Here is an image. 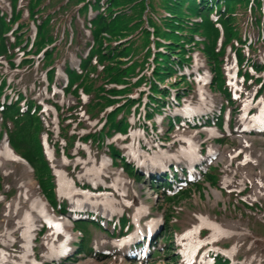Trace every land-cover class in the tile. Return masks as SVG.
Here are the masks:
<instances>
[{
  "label": "rangeland",
  "instance_id": "rangeland-1",
  "mask_svg": "<svg viewBox=\"0 0 264 264\" xmlns=\"http://www.w3.org/2000/svg\"><path fill=\"white\" fill-rule=\"evenodd\" d=\"M94 1L0 0V9L9 14L14 9L15 12L19 10L23 18L10 33L21 38L30 36V44L33 43L27 47L28 63L22 65V52L15 55L16 69L11 72V78L17 76L22 89H35L36 93H33L41 100L75 106V112L85 120L89 113L95 121L92 124L100 130L110 113L123 120L129 116L130 122L142 121L152 130L151 121L145 120V107L154 98L152 93L158 96L172 90L171 98L174 99L175 93L188 88L193 99L175 108L174 114H182L193 123V118H203L223 108L226 111L223 113L224 124L204 128L180 124L161 141L144 134L140 125L129 128L131 139L125 134L107 138L106 143L113 142L136 162L139 177L128 171L127 174L121 162L115 163L83 142L71 148L67 154L69 158L60 152L54 153L52 146L45 145L53 170L56 197L67 201L71 212H76V216L70 218L53 210L41 191L36 172L27 162L24 164L16 159L7 163L10 171L7 177L0 170V253L8 256L10 261L6 264H19L23 258L27 259L24 264L33 260L44 264H211L208 255L211 250L226 254L231 264H264V122L261 127H258L259 123H252V118L259 115L256 104L264 98V92L256 98L259 89L254 85L246 88L242 78L238 77L235 62V49L250 55L255 53L257 59L264 61V0L231 1L228 23L217 26L216 50L222 47L227 84L234 90L232 102L218 91L212 70L216 61L208 62V56L198 51L202 44L199 38L203 34L192 30H198L192 21L200 19L185 15L171 17L168 15L169 0H112L110 5L104 4V9H98ZM47 17L49 33L59 28L63 41L61 44L57 40L54 44L58 53L52 52L48 56L45 54L55 45L44 44L39 52L35 40L37 23ZM99 19L105 21L106 29L97 32L96 38L94 32L99 27ZM69 41L75 46H98L101 55H106L101 64L93 63L88 72L92 79L99 78V74L103 76L104 98L99 99V105L94 101L90 108L87 104L88 95L93 91L82 92L76 98L62 92L66 78L59 69L58 84L49 93L45 89L43 59L54 56L59 60L60 51ZM194 41L195 45H188ZM189 49L194 52V84H187L174 74L162 73L165 57L176 62V57ZM73 51L68 52L71 66L79 63ZM40 57V67H29L31 61ZM1 63L9 71L3 55L0 56ZM245 68L250 70L251 67ZM245 68L239 65L240 70ZM256 75L264 77V72ZM88 79L90 82L91 78ZM43 115L37 114L33 127L34 136L44 137L45 142V127L50 126L49 130L57 136L58 117L48 103H44ZM3 124L0 114V132ZM8 127L14 129L12 120L8 121ZM77 127L80 128L81 123ZM85 130L87 127L80 133ZM209 130L216 134L210 136ZM144 138V147H140L138 142ZM55 140L54 136L53 142ZM3 141L2 138L0 146ZM212 148L219 152L211 153ZM220 152L224 155L222 159ZM14 154L18 156L15 151ZM152 176L157 178L156 182ZM30 178L38 186L37 192L44 198L43 202L38 201L34 190L29 188ZM78 182L102 190L83 191L75 186ZM212 190L219 192L222 198L216 201ZM46 194L54 199L51 188ZM85 196L89 198L86 200ZM4 207L9 209V216L3 214ZM89 211L101 218L104 230L93 222H77L79 215ZM51 214L68 219L69 225L55 229L45 220V216ZM36 217H39L40 225L33 232ZM123 217L128 220L124 228L126 233H113L114 224L118 226ZM69 228L73 232L69 233ZM53 230L52 244H46L45 238ZM30 232H33L32 243H35L31 255L25 256L23 242ZM49 245L53 246L52 250ZM81 245L88 253L78 255Z\"/></svg>",
  "mask_w": 264,
  "mask_h": 264
},
{
  "label": "trees",
  "instance_id": "trees-1",
  "mask_svg": "<svg viewBox=\"0 0 264 264\" xmlns=\"http://www.w3.org/2000/svg\"><path fill=\"white\" fill-rule=\"evenodd\" d=\"M112 0H95V5L98 9H104L105 3L110 5ZM234 0H169L168 15L172 16H189L194 17L196 19H200L192 21L197 28H193L192 30L195 33L203 34L201 36L200 42L202 43L199 46L198 50L202 55L208 56V62L214 63L216 61L217 65L214 64L212 66V70L215 72L216 84L219 92H222L224 96L227 98V101L232 102V90L227 86L226 83V75L224 73L223 68V50L222 47L216 50L217 41L219 39V31L218 24H222L224 22L228 23V17L230 16L231 9H229V4ZM239 2H246L247 0H236ZM251 6H256L257 4L250 3ZM111 7H114L112 5ZM184 7V8H182ZM14 9V8H13ZM18 11V12H17ZM34 11V10H33ZM19 10L15 9L11 11V14L4 12L0 9V56H4L6 63L9 64V71L5 70L3 64H0V112L2 114L3 119V127L2 129L7 132L10 144L12 148L18 152L23 158H25L29 164L34 168L36 172L37 179L44 193L51 188V192L53 194L54 199L51 200L50 197L46 194L50 204L56 208L59 212L67 211V205L65 202H60L57 200L53 193V170L50 167V163L47 160V157L44 153V147L41 143L40 137L34 136V121L37 119L38 115H43L44 112V103H48L52 105L56 113L59 117L60 124V139L66 143L65 153L66 155L70 153V150L77 142H83L90 146L92 149L102 152L105 155H108L115 163L121 162L123 168L128 171L131 175L137 177L139 171L135 166V162H133L130 157L121 152L120 148L113 142L108 144L106 143L107 138L112 139V137L116 134H125L129 137L128 130L129 128H133L135 126L141 127L148 137L155 136L156 139L166 140L168 138L169 132H171L176 126H180V124L191 126V127H202V126H211L212 124H216L217 126L223 125V113L225 112L223 108H221V114L216 113L212 115H207L200 119V122H193L182 115L174 114V109L177 107H181L185 101L188 99H193V95L191 94V90L188 88H183L177 94V97L174 99L171 98V92H163L162 94H158V96L152 93L154 97L150 100V103L146 105V115L145 120L151 121L152 130L149 129L148 126L144 122H140L139 120L131 122L129 121V116H126L127 119L121 117H113L115 114H108L106 121H103L101 124V130L99 127L94 126L92 123H95L94 118H92L89 113L86 114L87 119H83L79 113L75 112V106L66 107L64 105L58 104L54 100H45L43 102L40 101L38 96H35L33 92L36 93L35 89H26L21 88V85L17 82L18 77L11 78L12 73L16 69V53L22 52L23 56H27L28 48L30 44V36L27 38H21L20 35H15L10 33V29L19 24H16L18 21H23V18L19 14ZM34 17V16H33ZM32 18V17H31ZM37 18V17H35ZM215 18V20L213 19ZM34 19V18H33ZM99 27L97 30L95 29L96 38H98L97 32L103 31L106 29L105 21L103 19H99L97 22ZM50 21L47 18H42L40 22L36 25V48H39V52L42 51V45L44 44H54L57 40L61 41L62 44V33H60L57 28L53 33H49ZM7 35L5 34L6 32ZM17 33V32H16ZM225 34V31H224ZM100 36V35H99ZM184 35L183 37H185ZM194 40V38H193ZM228 37H226V41ZM258 38H256V41ZM34 41V40H33ZM225 42V40H224ZM223 42V43H224ZM228 43V42H225ZM194 44V42H190L188 45ZM33 43L30 44V47ZM55 47L47 52L45 55H49L52 52L57 54L56 44ZM52 45V46H54ZM185 48V47H183ZM64 50H61V58L58 60L54 56L49 58H44L45 63L42 65L46 66L44 70L46 71V77L48 80V91L52 89V85H56V76L58 73V69H60L64 74H66L68 83L67 87L64 88V92L68 94H72L75 98L78 94L84 92L85 94H89L93 91L92 94L88 95L89 101L88 105L92 106L95 101L97 105H99V99L104 98L103 86L101 83L102 74H99L96 79H92V76H88L89 69L94 66V64H101L105 60L104 56L101 55V52L98 46L95 47H86L80 45H73L72 41H69V44L64 46ZM232 49L233 48L232 46ZM75 50V51H73ZM73 51L79 58L78 67H73L69 63V55L68 52ZM187 53L179 55L176 57V62L171 61L170 57H165V62L162 64V68H165L162 73L164 75L171 74L174 77L179 76L182 80L189 84L193 83V75L192 72V54L194 53L191 49L186 50ZM191 51V52H190ZM236 51V60L239 65H243V69L245 67H251L250 70L245 68L243 71L240 70L241 75L244 77V81L249 83L250 85L259 86L258 96L264 92V77H256L255 74H261L264 72V61L257 59L254 55H250V53L240 51ZM220 52V54H218ZM256 52V51H255ZM86 53V54H85ZM45 55H43L45 57ZM220 55V56H219ZM42 56V58H43ZM14 57V59H12ZM41 57L35 61H31L29 67L36 65V62H40ZM53 61V62H52ZM52 62V65L50 63ZM23 63H28L26 58L22 59ZM49 63V64H48ZM221 63V66H220ZM38 65V64H37ZM39 66V65H38ZM252 70V71H251ZM91 78V81L89 82ZM93 85V86H92ZM39 89V84L36 85ZM188 87V86H187ZM155 93H157L155 91ZM167 93V94H166ZM179 94V95H178ZM162 95V96H161ZM87 96V95H86ZM167 97V99H166ZM160 98V99H159ZM159 99L160 101H157ZM166 99V100H165ZM25 103V109H22L21 103ZM234 103V102H233ZM157 118L160 120L157 121ZM12 120L14 129H10L8 127V121ZM105 122V123H104ZM81 123L80 128H86L84 132L80 133V128L77 127V124ZM86 126V127H85ZM20 128V131L18 130ZM48 137L49 144L54 146L56 152H60L59 146L60 141L53 142L52 134L48 128H44ZM37 131V129H36ZM127 131V133H126ZM24 132H27L24 134ZM19 142H24V145H20ZM144 144V142H143ZM26 147L28 150H23L22 147ZM30 151V152H29ZM31 154V155H30ZM68 156V155H67ZM120 164V163H119ZM81 188L92 189L88 184L78 183ZM210 259L213 264H230L228 260V256L221 254L219 251H212L210 253Z\"/></svg>",
  "mask_w": 264,
  "mask_h": 264
},
{
  "label": "bare ground",
  "instance_id": "bare-ground-1",
  "mask_svg": "<svg viewBox=\"0 0 264 264\" xmlns=\"http://www.w3.org/2000/svg\"><path fill=\"white\" fill-rule=\"evenodd\" d=\"M256 107L259 109V115L256 117V118H252V123H256L258 125V127H261V122H264V98H262L261 100H259L256 104ZM210 136H213L216 134V132H214L213 130H209L207 132ZM240 140H242L240 138ZM197 142V140H196ZM193 149V147H192ZM219 152V150H217L216 148H212L211 150V153H217ZM220 157L221 159L224 157V155L220 152ZM19 160L21 162H23L24 164H26L24 161H22L21 159H19L15 154L14 152L11 150L9 144H8V141L4 140L2 145L0 146V170H1V173L3 174V176L7 177V175L9 174V170H7V163H10L11 161H14V160ZM28 185H29V188L33 191L34 190V193L36 195V199L40 202H43L44 198H42L39 194V192H37V186L36 184L33 182V180L30 178L28 179ZM211 194L213 195L214 199L216 201L220 200L221 197V194L215 190H212ZM19 198V196L17 197ZM86 200L89 198V196H85ZM18 208V207H17ZM17 210V209H16ZM145 212V209L142 210ZM23 212V211H22ZM10 213L9 209L7 207H4L3 208V214L6 215V216H9L8 214ZM24 214V212H23ZM45 220H47L48 223H50L51 225L55 226V229H58L60 227H63V226H67V224L69 225V220L66 219V218H57L55 217L53 214L51 215H46L45 216ZM39 221V217H36L34 218V222H33V227H32V231L34 232L35 229L40 225V223H38ZM151 226H152V223H151ZM33 232H30L27 234V236L25 237L24 239V242H23V247L26 248V254L25 256H29L31 255V250L30 252L28 253V249H31L32 245V233ZM69 233H71V228H69ZM55 236V233H54V230L53 231H50V233L46 236L45 238V243L46 244H52V239L53 237ZM49 250L51 248H53L52 245H49ZM52 250V249H51ZM24 256V257H25ZM27 259L26 258H23V260L19 263V264H24L25 261ZM7 261H10L8 259V256L4 255V253H0V264H6ZM34 264H36L34 262Z\"/></svg>",
  "mask_w": 264,
  "mask_h": 264
}]
</instances>
